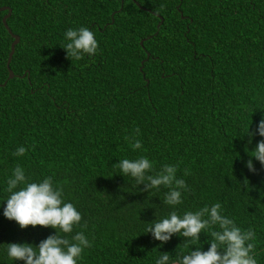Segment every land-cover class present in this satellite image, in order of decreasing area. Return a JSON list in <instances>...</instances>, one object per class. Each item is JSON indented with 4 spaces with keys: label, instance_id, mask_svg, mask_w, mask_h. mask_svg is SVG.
I'll return each instance as SVG.
<instances>
[{
    "label": "trees",
    "instance_id": "trees-1",
    "mask_svg": "<svg viewBox=\"0 0 264 264\" xmlns=\"http://www.w3.org/2000/svg\"><path fill=\"white\" fill-rule=\"evenodd\" d=\"M0 6L11 8L6 22L19 36L9 77L13 38L2 22L7 10L0 11V264H24L8 258L7 243L38 245L56 232L22 229L3 215L17 165L30 182L51 176L82 214L72 235L84 232L91 247L78 264H155L164 252L169 264H179L182 254L210 247L208 234L185 248L180 235L161 244L145 230L173 210L183 215L216 202L242 230L255 231V256L264 264V166L250 156L264 139L256 131L264 118V0H0ZM82 26L99 48L71 60L64 33ZM248 127L256 133L251 138ZM135 139L142 148L134 151ZM20 146L26 154L13 156ZM139 156L153 162L151 175L178 165L177 177L190 189L182 191L183 203L164 204L168 188L143 191L115 167Z\"/></svg>",
    "mask_w": 264,
    "mask_h": 264
},
{
    "label": "clouds",
    "instance_id": "clouds-1",
    "mask_svg": "<svg viewBox=\"0 0 264 264\" xmlns=\"http://www.w3.org/2000/svg\"><path fill=\"white\" fill-rule=\"evenodd\" d=\"M64 38L67 42L62 47L66 50V57L71 60H81L85 55L93 56L98 51V41L88 27L69 28ZM249 127L245 133L251 138L256 133L250 132ZM256 131L264 137V118L259 121ZM135 133L139 135L138 127ZM131 148L134 151L141 149V141L135 139ZM26 152L27 149L20 146L12 155L19 157ZM250 156L264 166V139L257 142ZM115 167L123 176L133 178L137 185L144 184L143 191L150 193L161 186L168 188L163 203L173 208L183 203L182 191H190L186 181L177 177L178 165L165 164L159 172L151 175L148 173L154 169L153 162L147 156H139L136 159H119ZM246 167L253 173L257 171L251 159L246 162ZM189 174L185 169L184 175ZM6 192L9 195L3 215L7 219L14 220L22 229L42 226L56 230L55 234L47 236L38 245L7 243L8 258L23 261L24 264H78L84 250L91 247V242L82 231L72 235L74 228L81 226L82 214L73 203L64 201L63 187L54 184L51 176L40 182H30L24 168L17 165L7 179ZM222 213L220 202L205 205L195 212L185 211L183 215L173 210L166 217L154 220L145 232H150L161 244L169 241L173 235H180L185 238L184 241H188L184 244L185 248L190 243L200 241L202 232L208 234L210 247L206 251L195 247V250L182 254L179 264H258L255 231L252 228L242 230L234 219ZM82 227H86V224ZM169 261V255L164 252L155 260V264H169Z\"/></svg>",
    "mask_w": 264,
    "mask_h": 264
},
{
    "label": "water",
    "instance_id": "water-1",
    "mask_svg": "<svg viewBox=\"0 0 264 264\" xmlns=\"http://www.w3.org/2000/svg\"><path fill=\"white\" fill-rule=\"evenodd\" d=\"M5 10H7V12L2 16V22H3L4 27L6 28V30L9 32V34L13 38V40H12V42L10 44V51L8 53V58H7L6 65H7L8 71H9V77H13L14 73L10 69L9 64H10V60H11L12 54L14 52L15 45L19 42V36L11 31V29L9 28V26H8V24L6 22L7 18L11 14V8L9 6H0V11H5ZM146 10H148V9H146ZM162 22H163V18L160 16V21L157 23V30L156 31L159 30L160 25L162 24ZM142 43H143V41L141 40L140 44H142ZM148 55H149V53H147V57H148Z\"/></svg>",
    "mask_w": 264,
    "mask_h": 264
}]
</instances>
